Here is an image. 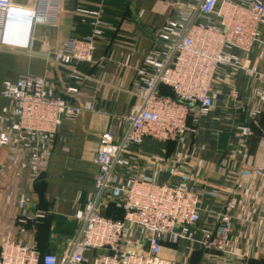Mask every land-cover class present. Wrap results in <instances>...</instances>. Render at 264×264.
<instances>
[{"label": "crops", "instance_id": "0c3cea01", "mask_svg": "<svg viewBox=\"0 0 264 264\" xmlns=\"http://www.w3.org/2000/svg\"><path fill=\"white\" fill-rule=\"evenodd\" d=\"M11 1L31 8L38 5V0ZM102 1L105 14L115 25L96 42L93 62L75 64L90 76L78 85L51 58L69 38L90 34V24L76 8L95 7ZM188 2L62 0L54 25L8 16L0 48V113L11 105L2 96L4 82L26 75L48 78L58 95L83 111L76 119L63 121L48 146L39 175L23 166L28 162L25 152L0 146V240L11 236L23 244L34 242L42 253L61 255L66 250L68 240L79 229V208L96 191L94 156L101 135H120L122 115L138 102L133 92L136 69L142 66L159 28L167 19L176 18L177 8ZM250 60L253 75L219 69L214 105L200 116L194 132L167 142L145 138L138 161L130 169H121L124 178L136 175L198 191L201 210L193 226L194 239L163 241L162 255L176 264H264V26ZM68 86L80 90L68 93ZM244 126L251 128L250 135H242ZM175 167L180 170L176 177L172 176ZM20 194L28 196L33 215H42L25 234L19 232L17 221ZM229 203L234 204L233 229L225 251H219L208 243L219 226V214ZM105 212L121 214L112 208ZM127 226L126 236L143 238L139 227Z\"/></svg>", "mask_w": 264, "mask_h": 264}, {"label": "built area", "instance_id": "2783aa9c", "mask_svg": "<svg viewBox=\"0 0 264 264\" xmlns=\"http://www.w3.org/2000/svg\"><path fill=\"white\" fill-rule=\"evenodd\" d=\"M61 1L38 0L31 8L0 0V48L9 15L54 25ZM103 7V1L95 7L79 5L76 12L90 24V34L69 38L51 58L78 85L90 76L75 64L93 62L96 42L115 25ZM177 14L159 28L142 66L136 69L133 92L138 102L122 115L120 135H101L94 156L96 191L79 208V229L68 240L66 250L61 255L42 253L34 242L23 244L4 236L0 240V264H176L162 255L164 239H194L193 226L201 210L198 191L136 175L124 178L121 169H130L138 161L145 138L174 141L196 130L200 116L214 105L221 67L232 73H255L250 53L264 26V0H189L177 8ZM163 86L170 87L173 94H164ZM66 90L76 93L80 89L68 86ZM2 96L11 105L0 113V146L25 152L28 162L23 166L39 175L48 146L63 121L76 119L83 108L58 95L46 77L26 75L17 81L7 80ZM250 134L251 128L244 126L242 135ZM262 170L257 172L262 174ZM179 173L175 167L172 176ZM28 201L26 194H20L17 221L21 234L42 217L29 211ZM111 205L122 215L107 214ZM233 208L229 203L219 214V226L208 243L219 251H225L233 229ZM127 224L139 227L143 238L126 236Z\"/></svg>", "mask_w": 264, "mask_h": 264}, {"label": "trees", "instance_id": "16d2710c", "mask_svg": "<svg viewBox=\"0 0 264 264\" xmlns=\"http://www.w3.org/2000/svg\"><path fill=\"white\" fill-rule=\"evenodd\" d=\"M161 91H162L164 94H173L171 88L168 87V86H163V87L161 88ZM109 208H112L113 210H118V209L115 208L114 205H111ZM109 208H108V209H109ZM106 213H107V212H106ZM107 214H109V213H107ZM110 214H111V213H110ZM120 215H122V211H121V214H120ZM120 215H119V216H120Z\"/></svg>", "mask_w": 264, "mask_h": 264}]
</instances>
